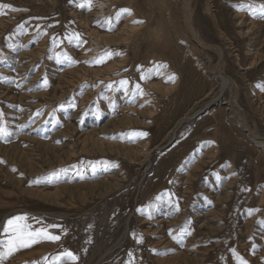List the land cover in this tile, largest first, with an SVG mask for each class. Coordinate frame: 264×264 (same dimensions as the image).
<instances>
[{
	"label": "rangeland",
	"instance_id": "rangeland-1",
	"mask_svg": "<svg viewBox=\"0 0 264 264\" xmlns=\"http://www.w3.org/2000/svg\"><path fill=\"white\" fill-rule=\"evenodd\" d=\"M189 2L0 0L2 264H264V0Z\"/></svg>",
	"mask_w": 264,
	"mask_h": 264
},
{
	"label": "bare ground",
	"instance_id": "bare-ground-1",
	"mask_svg": "<svg viewBox=\"0 0 264 264\" xmlns=\"http://www.w3.org/2000/svg\"><path fill=\"white\" fill-rule=\"evenodd\" d=\"M189 0H185V11H186V16H187V19L185 21H187V25L189 27V30L191 32V35L194 39V41L202 48H210V49H213L215 50L219 55H221L220 51L214 47H212L211 45H207L205 42H203L200 37H199V34L197 33V31L192 27V23H191V14H192V11L191 9L189 8ZM192 7V6H191ZM193 17V16H192ZM211 73L218 77V80H219V84H220V87L222 90L224 89H227V91L229 92L230 94V97L228 99V101L224 102V105H225V110L226 111H232L233 114H236V115H239L240 119H242V121L244 123H246L247 119H246V113L241 109V107L238 106L237 104V86L236 84L234 83V81L232 79H230L225 73H224V70L222 68L221 65L217 66V67H214L212 70H211ZM217 101H219L217 99ZM245 125V128L247 130V132L253 136V138L256 140L255 143L258 145V146H261V147H264V141H263V135H260L258 134L255 130H251V128L249 129V127Z\"/></svg>",
	"mask_w": 264,
	"mask_h": 264
},
{
	"label": "snow or ice",
	"instance_id": "snow-or-ice-1",
	"mask_svg": "<svg viewBox=\"0 0 264 264\" xmlns=\"http://www.w3.org/2000/svg\"><path fill=\"white\" fill-rule=\"evenodd\" d=\"M89 4H90V0H89ZM13 10L15 11L16 9H13ZM122 11H128V10H122ZM129 14H130V12H129ZM137 23H141V22L137 21ZM140 135H146V134L141 133ZM250 211H257V210H250ZM24 219H25V217H15L13 220H9L8 224L12 225L14 223V221H21ZM53 227H55V226H53ZM5 231L7 232V229H5ZM27 235H28V237H30V243L40 242V240L43 238L41 236L40 232L28 233ZM47 238L52 240V241H56L59 239L58 236H49ZM23 240H24L23 235H18L15 239H10L6 243L0 244V247L3 248V250L0 251V264H2V261L4 260V258L11 255L14 250H18L22 246H30L28 243H23ZM138 242H141V241H138ZM233 253L235 255V250H233ZM68 255L72 256L71 253H68ZM129 255H131V253ZM72 258L76 259V257H74V256H72ZM239 264H247V262L243 261L241 259V260H239Z\"/></svg>",
	"mask_w": 264,
	"mask_h": 264
}]
</instances>
